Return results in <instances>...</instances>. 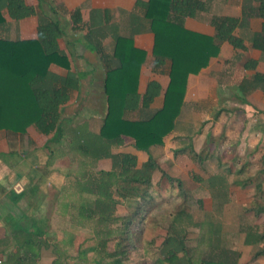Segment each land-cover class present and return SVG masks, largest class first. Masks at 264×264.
<instances>
[{"label":"crops","instance_id":"crops-1","mask_svg":"<svg viewBox=\"0 0 264 264\" xmlns=\"http://www.w3.org/2000/svg\"><path fill=\"white\" fill-rule=\"evenodd\" d=\"M21 1L32 13L12 19L2 6L0 40H35L38 27L53 22L60 32L56 49L65 56L68 69L50 64L48 71L60 77L70 72L76 78L75 89L59 106L60 134L43 136L32 126L23 134L0 130V171L5 172L0 177L6 180L7 172L12 176L18 166L26 171L20 174V179L14 176L15 180L0 181V264H47L48 256L44 252L51 246L41 248L35 259L23 258L22 250L17 253L20 231L27 229L21 221L30 216L44 218L37 215L43 211L46 185L53 190V199H71L83 173L111 169L109 158L93 161L84 158L77 149L82 139L98 134L105 117L106 76L128 75L126 88L139 96L138 107L123 110L121 119L145 120L162 106L170 61L154 63V38L143 8L148 0ZM200 2L203 10L184 18L182 27L211 38L215 33L213 18L238 19L241 22L233 35L242 40L243 49L220 42L216 54L203 68L187 74L172 129L162 138L161 145L148 150L173 182L168 183L155 170L150 176V189H156L155 195L160 193L158 183L161 185L165 180L167 183L161 191L171 190V184L178 190L170 195L172 198L225 197L219 207L214 202L216 215L235 211L230 233L239 242L222 245L239 253V264H264V6L260 0ZM74 10L79 12L75 25L70 16ZM256 76L259 78L254 80ZM151 81L159 85V94L142 109L141 96ZM121 86L115 82L111 89ZM110 153L133 156L137 169L147 159V154L136 150L133 140L126 136L121 137V143L112 147ZM14 155L20 157L18 162L11 159ZM76 157L82 161L76 163ZM20 192L22 196L15 200L13 193ZM195 193L197 197L193 198ZM240 193H249L248 199H242ZM245 216L252 220V226L238 221ZM19 219L20 227L16 228ZM216 224L222 237L223 226ZM260 235L262 238L256 239ZM52 260L48 257V264ZM101 262L110 264L109 260Z\"/></svg>","mask_w":264,"mask_h":264},{"label":"trees","instance_id":"trees-1","mask_svg":"<svg viewBox=\"0 0 264 264\" xmlns=\"http://www.w3.org/2000/svg\"><path fill=\"white\" fill-rule=\"evenodd\" d=\"M259 3L264 6V0ZM2 6L12 19L23 18L32 13V9L24 6L21 0H0V8ZM143 8L144 17L150 23L154 38V63L160 65L164 59L170 61L169 81L163 94L162 106L148 119L136 122L122 120L123 110L138 107L139 96L126 88L128 75L108 74L104 86L107 109L99 132L82 139L77 148L84 158L93 161L102 158L111 160L109 171L82 174V181L76 184V196L82 200L75 210L76 217L93 221L95 226L100 227L95 235L103 236L98 246L79 250L77 256L82 257L86 252L99 248L110 264H122L127 252L118 240L114 241L111 251L106 250L112 234L106 225L120 220V229L116 232L120 238L128 240L133 231L135 238H139L149 214L147 208L152 206L154 199L149 193L151 173L158 170L168 183L173 182L161 171L157 159L151 156L148 150L151 146L161 145L162 138L172 129L173 120L181 104L187 74H194L203 68L208 59L216 54L220 42L243 49L242 40L233 35L234 29L241 22L238 19L213 18L211 24L215 33L211 38L182 27L184 18L193 17L203 10L200 0H148L143 4ZM70 16L72 24L75 25L79 21L78 10L72 11ZM2 21L0 15V24ZM59 34L57 25L50 22L38 27L35 40H0V130L23 134L27 127L32 126L43 136L60 134L59 106L68 100L70 92L75 89L76 78L70 72L60 77L48 71L50 64L68 69L65 56L56 49ZM257 78L259 76L254 80ZM115 82L122 86L112 90L111 86ZM159 90L156 82L147 83L141 96L142 109L148 107L152 99L159 94ZM122 136L130 137L133 147L147 154L146 161L138 169L133 156L110 153L112 147L121 143ZM21 196V192L13 193V198H17L15 200H19ZM196 203L201 205L200 200ZM130 205L132 210L129 213L121 217L113 214L116 206ZM187 219L191 220L190 227L198 229L200 223L203 225L202 222L193 221L190 214L183 210L175 212L168 222L166 236L158 247L160 257L154 263L177 264L182 259L186 264H239V253L222 245L220 231L216 228L208 230L205 255L193 259L186 243ZM19 221L20 219L15 222L16 228L20 227ZM21 223L27 229L20 231L22 244L18 245L20 240L15 237L19 240L16 243L17 253L22 250L23 258L35 259L41 248L51 246L46 237L45 219L23 217ZM262 236H257L256 239ZM72 238V235L68 238V244ZM130 248L134 249V246ZM55 253L58 252L55 250ZM101 259L100 257L95 262L101 264Z\"/></svg>","mask_w":264,"mask_h":264},{"label":"rangeland","instance_id":"rangeland-1","mask_svg":"<svg viewBox=\"0 0 264 264\" xmlns=\"http://www.w3.org/2000/svg\"><path fill=\"white\" fill-rule=\"evenodd\" d=\"M18 158H20L18 155H14L11 159L13 162L14 160L18 162ZM76 159V163L82 161L81 158L78 159V157H76ZM71 160L73 161V157H71ZM30 162H33V158L30 159ZM93 168L95 169V166H93ZM23 171H25V168L19 166L15 167L12 176L10 172H7V179L4 180L3 177H0V181L5 183L10 178L15 180L14 176L19 177L20 174H25L26 171ZM3 173H5L4 170L0 171V175H4ZM83 175H85V173H83ZM258 177L259 175L256 176V178ZM166 183L167 182H165V180L161 181V185L158 183L161 190L165 187ZM45 187L46 199H42L43 211L37 215L44 217L43 219H45L47 226L46 237L51 243V252H49L50 248H48L49 251L47 250L44 252V255L50 257L51 260L53 259L52 261H55V264H64L63 262L68 263V261H70L69 264H71L72 261H75L74 264H88L89 261H95L100 257L102 258V261L109 260L107 257L103 256V251L99 250V248L93 252H86L82 257L77 256L79 250H85L86 248L94 245L98 246L103 236H96L95 232L99 230L100 227L95 226L93 221L81 220L76 217L75 210L79 203L82 202V200L78 199L76 195L71 197V199H53V190L50 189L49 185H46ZM170 188L171 190H160V193L156 195L154 194L156 189L151 188L149 190L151 196H153V198L156 196V198L153 199L152 206L147 208L149 214L146 217V222L139 238L136 239L133 235L135 231L131 232L132 235H130L128 240H123V237L120 238L116 233L120 229V220H116L113 223L106 225V227L109 228L108 230L112 233L107 244V250H112L114 241H120L122 247H124L127 252L125 258L123 259L124 264H156L154 263L155 260L160 257L158 247L166 236L168 222L171 216L178 210H183L190 214L193 221L203 223V225L200 223V227L196 229L189 226L191 224V220H186V225L188 226L186 243L189 249V255L193 259L199 258L207 252L206 238L208 236V230L216 228L220 231L216 222L221 223V226H223V235L221 237L222 244L227 242V244L230 245L231 243L239 242H237L235 237L230 233V228L232 224L235 223V217H232L235 215V211L227 210L225 213L223 212L219 215L220 217L216 215V207L221 206L222 201L224 202L226 199L225 197L219 196L220 198L218 199H216V197L214 199H176L172 198L170 195L178 190L174 189L172 184ZM15 189L18 191L19 187H16ZM241 195L242 193L239 194V196ZM248 195L249 193H244L242 195V199H248ZM195 197H197V194L194 195L193 198ZM198 200L201 201L200 206L196 203ZM215 201L216 207L214 203ZM21 205L22 204L20 203V206ZM64 205H67L68 208H66V206L64 207ZM131 210L132 205L126 207L116 206L113 214L116 217H121L122 215L129 213ZM239 219L238 221L242 223L244 222L248 226H252V220L246 216ZM71 235L73 238L71 243L68 244V238ZM132 245L134 246V249L130 248ZM55 250L58 252L57 254L55 253ZM48 257H46L47 264ZM178 262L179 263L177 264H186V262L182 259ZM101 264L105 263L101 262Z\"/></svg>","mask_w":264,"mask_h":264}]
</instances>
